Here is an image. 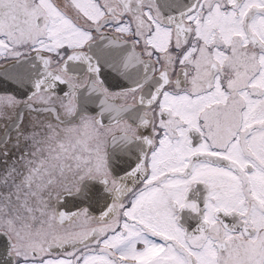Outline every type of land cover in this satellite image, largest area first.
Returning <instances> with one entry per match:
<instances>
[{"label":"snow or ice","instance_id":"1","mask_svg":"<svg viewBox=\"0 0 264 264\" xmlns=\"http://www.w3.org/2000/svg\"><path fill=\"white\" fill-rule=\"evenodd\" d=\"M0 264H264V0H0Z\"/></svg>","mask_w":264,"mask_h":264},{"label":"flooded vegetation","instance_id":"2","mask_svg":"<svg viewBox=\"0 0 264 264\" xmlns=\"http://www.w3.org/2000/svg\"><path fill=\"white\" fill-rule=\"evenodd\" d=\"M63 210V209H62ZM73 211H75V209H72Z\"/></svg>","mask_w":264,"mask_h":264}]
</instances>
